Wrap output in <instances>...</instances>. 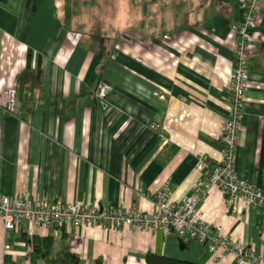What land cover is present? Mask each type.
I'll use <instances>...</instances> for the list:
<instances>
[{"label":"crops","instance_id":"1","mask_svg":"<svg viewBox=\"0 0 264 264\" xmlns=\"http://www.w3.org/2000/svg\"><path fill=\"white\" fill-rule=\"evenodd\" d=\"M239 2L0 0V195L152 213L161 191L179 205L198 161L221 160ZM250 41L235 172L264 189V0ZM23 71L35 79L20 101ZM198 211L264 260V207L230 205L214 189ZM22 236H50L53 254L69 250L79 264H146L147 253L236 264L174 231L27 221L14 231L0 222V264H45Z\"/></svg>","mask_w":264,"mask_h":264},{"label":"built area","instance_id":"2","mask_svg":"<svg viewBox=\"0 0 264 264\" xmlns=\"http://www.w3.org/2000/svg\"><path fill=\"white\" fill-rule=\"evenodd\" d=\"M262 2L240 0L239 16L230 25L234 39V66L229 83V110L220 136L221 160L213 164L206 159L198 161L200 178L179 205H170L161 191L153 196L152 213L112 208L99 210L77 202L65 204L30 198L11 199L0 195V222L5 230L14 231L21 221H27L37 227L69 226L103 230L132 227L145 231L160 230L164 234L174 231L182 238L206 244L215 260L229 255L236 264H264V260L256 256L243 240H236L230 234L206 225L198 211V204L214 189L219 190L230 205L239 202L243 207H264V189L250 185L235 172L236 149L242 132V108L249 81L250 36L257 30ZM156 127L152 125V128Z\"/></svg>","mask_w":264,"mask_h":264},{"label":"trees","instance_id":"3","mask_svg":"<svg viewBox=\"0 0 264 264\" xmlns=\"http://www.w3.org/2000/svg\"><path fill=\"white\" fill-rule=\"evenodd\" d=\"M35 74L29 71H23L17 82V96L20 101L24 100L33 90V82ZM22 240L31 247V257L34 259H42L45 264H79V259L69 250H61L53 254V239L52 237L39 238L37 236L26 237L22 236ZM146 264H194L180 261L173 258H168L153 253H147L145 256ZM96 264H101L97 262Z\"/></svg>","mask_w":264,"mask_h":264}]
</instances>
